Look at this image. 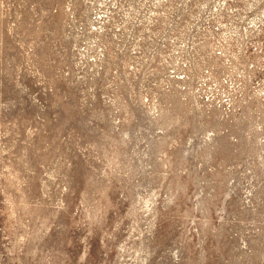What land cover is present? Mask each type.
<instances>
[{
    "label": "rangeland",
    "instance_id": "374dc122",
    "mask_svg": "<svg viewBox=\"0 0 264 264\" xmlns=\"http://www.w3.org/2000/svg\"><path fill=\"white\" fill-rule=\"evenodd\" d=\"M0 264H264V0H0Z\"/></svg>",
    "mask_w": 264,
    "mask_h": 264
}]
</instances>
